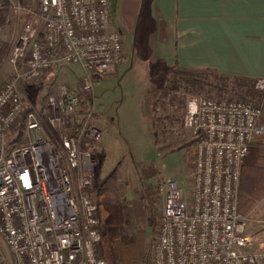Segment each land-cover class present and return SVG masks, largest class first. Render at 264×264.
<instances>
[{
  "label": "built area",
  "instance_id": "2783aa9c",
  "mask_svg": "<svg viewBox=\"0 0 264 264\" xmlns=\"http://www.w3.org/2000/svg\"><path fill=\"white\" fill-rule=\"evenodd\" d=\"M23 1L35 8L25 10L9 58L18 69L0 83V264H107L95 257L101 224L86 191L94 151L80 146L100 141L93 85L122 61L123 39L110 25L109 0ZM7 2L19 15L18 0H0V10ZM65 63L82 75L78 87L61 84L46 99L44 118L59 143L43 134L6 148L18 122L41 129L36 110L24 115L18 83L47 79ZM253 88L264 94V79ZM183 124L196 136L191 194L173 180L158 184L163 205L150 264H264V254L244 251L246 220L237 210L242 161L252 142L264 140L263 105L192 97Z\"/></svg>",
  "mask_w": 264,
  "mask_h": 264
},
{
  "label": "rangeland",
  "instance_id": "374dc122",
  "mask_svg": "<svg viewBox=\"0 0 264 264\" xmlns=\"http://www.w3.org/2000/svg\"><path fill=\"white\" fill-rule=\"evenodd\" d=\"M18 2L20 20L11 10L12 15L6 22L8 27L0 28L1 34L11 38L0 40L3 52L0 71L6 72V78L0 79V83L18 69L10 64L9 58L22 33L23 23L21 26L20 23L28 19L25 10L29 6L35 8L31 2ZM5 7L10 8L9 2ZM150 71L148 56L140 58L138 54L127 52L112 72L97 78L93 85L94 125L100 130L101 138L97 144H90L95 163L89 193L98 207L101 224L98 251L107 264H150L163 205V195L157 189L160 182L176 181L186 198L191 194L196 136L183 124L189 99H229L263 105L264 108V94L242 83L224 82L208 76L201 82L200 89L193 90L181 83L176 89L166 90L169 74L156 81L154 87ZM81 75L79 65L65 63L55 67L47 79L19 82L17 89L23 106L27 112L30 109L37 111L41 129L26 131L22 121L18 122L5 136L6 148L25 146L43 134L57 145V132L44 118L46 99L55 96L61 84L78 87ZM138 112L146 117L150 136V186L144 187L140 185V176L144 171L147 142L142 136L143 120L137 118ZM142 189L152 192L147 221L141 219L144 215L136 217L132 201L136 193L144 191Z\"/></svg>",
  "mask_w": 264,
  "mask_h": 264
},
{
  "label": "crops",
  "instance_id": "0c3cea01",
  "mask_svg": "<svg viewBox=\"0 0 264 264\" xmlns=\"http://www.w3.org/2000/svg\"><path fill=\"white\" fill-rule=\"evenodd\" d=\"M109 10L110 25L122 36L124 55L130 52L150 58L154 87L175 64L228 77L264 79V0H109ZM11 15L10 8L0 10V28L6 29ZM17 17L19 21L20 14ZM0 40L11 38L0 33ZM2 54L0 47V58ZM5 75L1 70L0 79ZM140 117L147 142L140 176L144 187L150 186V136L147 119L138 112ZM256 143L264 146V140ZM146 189L132 199L136 217L144 215V221L150 218L152 196ZM244 218L248 238L244 250L264 254V195Z\"/></svg>",
  "mask_w": 264,
  "mask_h": 264
},
{
  "label": "trees",
  "instance_id": "16d2710c",
  "mask_svg": "<svg viewBox=\"0 0 264 264\" xmlns=\"http://www.w3.org/2000/svg\"><path fill=\"white\" fill-rule=\"evenodd\" d=\"M211 76L215 79L223 80L224 82L230 81L232 83H242L245 86L253 87V80L246 78H234L221 75L212 70H195L185 69L179 67L177 64L169 71L168 83L166 90H172L178 88L181 83H185L193 90L201 88V82L203 83L205 78ZM27 111L24 109V115ZM82 150L90 148V143L87 139H84L80 146ZM90 188V187H89ZM87 188V192H89ZM264 195V146L258 143H252L249 145L248 153L244 157L241 170L240 180L237 193V210L241 215H245L254 203ZM100 229H98L99 232ZM99 242L95 246V257L98 259H106L99 253Z\"/></svg>",
  "mask_w": 264,
  "mask_h": 264
}]
</instances>
